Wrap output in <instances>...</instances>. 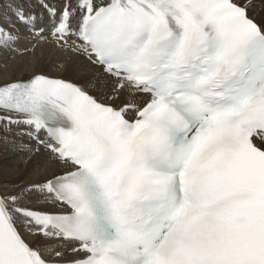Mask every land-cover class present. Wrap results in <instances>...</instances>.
I'll return each mask as SVG.
<instances>
[{
  "label": "snow or ice",
  "instance_id": "snow-or-ice-1",
  "mask_svg": "<svg viewBox=\"0 0 264 264\" xmlns=\"http://www.w3.org/2000/svg\"><path fill=\"white\" fill-rule=\"evenodd\" d=\"M0 70V264H264V0H0Z\"/></svg>",
  "mask_w": 264,
  "mask_h": 264
},
{
  "label": "bare ground",
  "instance_id": "bare-ground-1",
  "mask_svg": "<svg viewBox=\"0 0 264 264\" xmlns=\"http://www.w3.org/2000/svg\"><path fill=\"white\" fill-rule=\"evenodd\" d=\"M49 51H51V49H49ZM41 66L43 67L45 65H41ZM5 75H7V73L4 72L3 70H0V80H2L5 77ZM13 166H18L20 168L24 167L23 163L18 160L17 156L0 154V170L12 168Z\"/></svg>",
  "mask_w": 264,
  "mask_h": 264
}]
</instances>
